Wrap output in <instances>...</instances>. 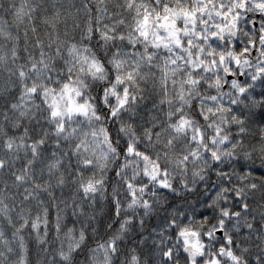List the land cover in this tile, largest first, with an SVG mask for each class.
<instances>
[{"label":"snow or ice","instance_id":"6c2138e0","mask_svg":"<svg viewBox=\"0 0 264 264\" xmlns=\"http://www.w3.org/2000/svg\"><path fill=\"white\" fill-rule=\"evenodd\" d=\"M3 7L0 217L21 248L24 232L43 242L86 220L79 238L65 232L62 264L86 244L105 250V260L118 255L128 225L149 264H264L252 252L264 243V174L249 183L243 166L232 168L246 110L264 104V0L70 4L87 16L77 43L67 26L60 31L67 9L57 0ZM86 80L99 90L103 118L116 122L115 136ZM109 161L101 192L95 169ZM193 185H203L198 199L179 195ZM98 212L103 223L94 227Z\"/></svg>","mask_w":264,"mask_h":264},{"label":"clouds","instance_id":"9594fccd","mask_svg":"<svg viewBox=\"0 0 264 264\" xmlns=\"http://www.w3.org/2000/svg\"><path fill=\"white\" fill-rule=\"evenodd\" d=\"M9 0H0V15L4 14L3 5L7 4ZM37 3L48 4L51 0H36ZM155 3V0H153ZM58 4L64 5L67 9V15L61 16L60 31L63 33L65 26L68 30V42L77 43V39H72L73 36L79 37L81 31H83L87 24V16L83 11L77 13L75 8H68V5L74 4L77 7L94 3V0H57ZM14 31V28H13ZM85 46L91 48V45L87 44L85 40ZM86 95L92 97V103L97 104L100 110L101 122L105 125L111 124L112 134L115 136L117 124L115 121L105 120L104 114L106 112L105 105L102 100L95 99L99 95L98 88L92 87V81L86 80ZM246 126L247 133L243 138L239 154L233 158L232 168L235 171H241L243 166V173L246 176V182H253L261 174H264V104H257L250 111L246 110ZM247 152L245 156L243 153ZM114 163L109 161L104 168H96L95 174L97 177L103 176L104 183L100 187L99 191L104 192L108 190L107 181L110 180V171L114 167ZM59 175V173H57ZM178 173H174V176H178ZM207 175V174H206ZM258 182V181H257ZM11 185V182H9ZM55 180L50 181L52 188H55ZM193 191L191 193L185 192L181 187L179 195L182 198L189 200L198 199L203 185L199 188L195 185L192 186ZM57 193L59 189H55ZM0 191H3V184L0 183ZM15 192V189H12ZM171 193L168 194L170 198ZM105 201H101L103 205L104 213L107 212V204ZM10 209H13L14 201L12 199L7 200ZM16 207H19V198L15 200ZM86 207V206H85ZM71 211V202H69V213ZM12 215L15 217V211ZM87 215V213H86ZM131 215V213H129ZM106 218V216L104 217ZM123 219V218H122ZM103 223L101 214L97 213V219L94 221L93 226L99 227ZM87 227V221L84 224L77 223L73 225L70 221L62 227L59 234L53 231L47 236L43 242L38 241L35 234H29L28 232L22 233L24 237V248L20 246L19 236L14 237L12 235L13 229L9 227L8 222L0 217V264H62L64 257L60 256V252L63 251L65 255L69 251V240L65 235L68 228H73V234L79 238V232L82 228ZM127 235L119 233L120 239L124 240V247L118 246V255L115 253H109L108 259L103 258V251L89 252L88 248L92 247L90 244H86L84 248H81L73 259L72 264H149L151 258L148 254L146 247L139 245L136 232L132 229L131 225L126 226ZM75 251V249H73ZM252 252L254 254L264 255V243L258 242V248L253 247ZM158 259V257L156 258ZM251 264H257L254 257H250ZM243 264V261H242Z\"/></svg>","mask_w":264,"mask_h":264},{"label":"trees","instance_id":"16d2710c","mask_svg":"<svg viewBox=\"0 0 264 264\" xmlns=\"http://www.w3.org/2000/svg\"><path fill=\"white\" fill-rule=\"evenodd\" d=\"M197 207H199V206H197Z\"/></svg>","mask_w":264,"mask_h":264}]
</instances>
